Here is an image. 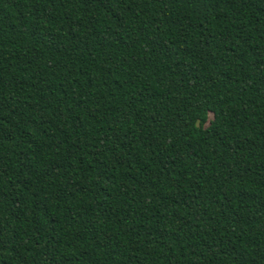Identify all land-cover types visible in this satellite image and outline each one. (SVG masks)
<instances>
[{
  "label": "trees",
  "instance_id": "trees-1",
  "mask_svg": "<svg viewBox=\"0 0 264 264\" xmlns=\"http://www.w3.org/2000/svg\"><path fill=\"white\" fill-rule=\"evenodd\" d=\"M0 264H264V0H0Z\"/></svg>",
  "mask_w": 264,
  "mask_h": 264
}]
</instances>
